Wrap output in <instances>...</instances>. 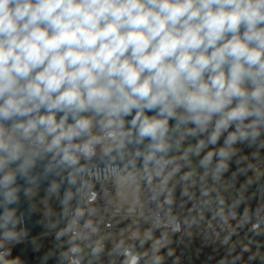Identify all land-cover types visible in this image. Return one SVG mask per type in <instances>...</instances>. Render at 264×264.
<instances>
[{
  "label": "clouds",
  "instance_id": "1",
  "mask_svg": "<svg viewBox=\"0 0 264 264\" xmlns=\"http://www.w3.org/2000/svg\"><path fill=\"white\" fill-rule=\"evenodd\" d=\"M33 216L42 264H264V0H0V264Z\"/></svg>",
  "mask_w": 264,
  "mask_h": 264
},
{
  "label": "water",
  "instance_id": "2",
  "mask_svg": "<svg viewBox=\"0 0 264 264\" xmlns=\"http://www.w3.org/2000/svg\"><path fill=\"white\" fill-rule=\"evenodd\" d=\"M38 219H40V217L33 216L32 219L28 221L26 231H29L31 235L29 238L25 239V243L21 246L20 258L22 264H29V261H31V264H35L36 252L40 245L38 237L42 236L46 231V227L41 228L40 225L36 223ZM33 255L35 257L34 260H32Z\"/></svg>",
  "mask_w": 264,
  "mask_h": 264
},
{
  "label": "built area",
  "instance_id": "3",
  "mask_svg": "<svg viewBox=\"0 0 264 264\" xmlns=\"http://www.w3.org/2000/svg\"><path fill=\"white\" fill-rule=\"evenodd\" d=\"M34 204H36L37 208L39 210H43V205L40 202L39 199L34 200L33 201ZM47 223V221H46ZM42 238H47L49 240H51L53 238V235L51 234V232L47 229L46 227V231L45 233L38 237V240L40 241ZM25 243V239L22 240L21 243H19L18 245L15 246V252L20 256V250H21V246ZM208 256V252L205 251L203 252L201 255L197 256L195 253V249L188 251L185 253V260H184V264H212V261H209L207 259Z\"/></svg>",
  "mask_w": 264,
  "mask_h": 264
},
{
  "label": "trees",
  "instance_id": "4",
  "mask_svg": "<svg viewBox=\"0 0 264 264\" xmlns=\"http://www.w3.org/2000/svg\"><path fill=\"white\" fill-rule=\"evenodd\" d=\"M55 241L52 238L51 240L47 239V238H42L40 240V245L38 247V252L36 255V259H35V264H42V260H43V256L49 252V251H58V249H56L55 246ZM47 264H54V260L53 259H49L47 261Z\"/></svg>",
  "mask_w": 264,
  "mask_h": 264
},
{
  "label": "rangeland",
  "instance_id": "5",
  "mask_svg": "<svg viewBox=\"0 0 264 264\" xmlns=\"http://www.w3.org/2000/svg\"><path fill=\"white\" fill-rule=\"evenodd\" d=\"M37 252H38V249H37ZM37 252H36V255H37Z\"/></svg>",
  "mask_w": 264,
  "mask_h": 264
}]
</instances>
